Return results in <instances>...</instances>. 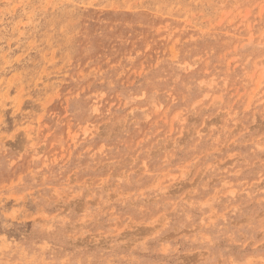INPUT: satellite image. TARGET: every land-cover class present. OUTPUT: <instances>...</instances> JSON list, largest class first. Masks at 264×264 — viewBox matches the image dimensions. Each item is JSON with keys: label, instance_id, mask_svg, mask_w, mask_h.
I'll return each mask as SVG.
<instances>
[{"label": "rangeland", "instance_id": "obj_1", "mask_svg": "<svg viewBox=\"0 0 264 264\" xmlns=\"http://www.w3.org/2000/svg\"><path fill=\"white\" fill-rule=\"evenodd\" d=\"M0 264H264V0H0Z\"/></svg>", "mask_w": 264, "mask_h": 264}]
</instances>
